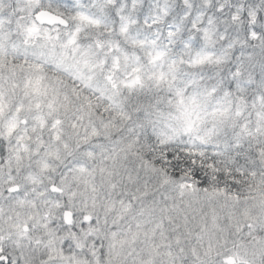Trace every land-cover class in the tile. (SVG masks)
Masks as SVG:
<instances>
[{
	"label": "snow or ice",
	"instance_id": "snow-or-ice-1",
	"mask_svg": "<svg viewBox=\"0 0 264 264\" xmlns=\"http://www.w3.org/2000/svg\"><path fill=\"white\" fill-rule=\"evenodd\" d=\"M0 264H264V0H0Z\"/></svg>",
	"mask_w": 264,
	"mask_h": 264
}]
</instances>
